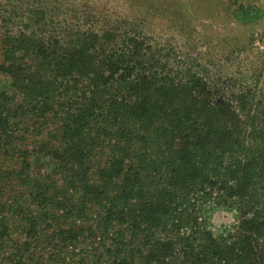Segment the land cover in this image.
<instances>
[{"label": "trees", "instance_id": "1", "mask_svg": "<svg viewBox=\"0 0 264 264\" xmlns=\"http://www.w3.org/2000/svg\"><path fill=\"white\" fill-rule=\"evenodd\" d=\"M97 5L0 0V264H264V61L221 77Z\"/></svg>", "mask_w": 264, "mask_h": 264}, {"label": "rangeland", "instance_id": "2", "mask_svg": "<svg viewBox=\"0 0 264 264\" xmlns=\"http://www.w3.org/2000/svg\"><path fill=\"white\" fill-rule=\"evenodd\" d=\"M96 7L110 13H130L158 47L170 45L178 59H197L213 73L227 77L246 70L249 62L264 61V0H93ZM77 7V1H76ZM81 11V7H77ZM146 21V22H145ZM141 27V28H142ZM247 49V51L244 50ZM251 48V49H250ZM238 58L243 60L238 68ZM2 55L0 49V64ZM7 80L0 75V89ZM209 224L215 234L235 223L236 214L222 208H209Z\"/></svg>", "mask_w": 264, "mask_h": 264}]
</instances>
